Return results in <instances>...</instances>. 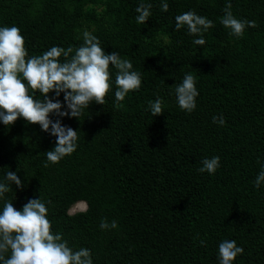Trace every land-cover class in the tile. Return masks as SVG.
I'll use <instances>...</instances> for the list:
<instances>
[{"label":"trees","instance_id":"trees-1","mask_svg":"<svg viewBox=\"0 0 264 264\" xmlns=\"http://www.w3.org/2000/svg\"><path fill=\"white\" fill-rule=\"evenodd\" d=\"M163 2L0 0V27H19L29 57L53 46L78 48L88 31L142 78L117 108L110 66L104 105L91 103L79 119L50 115L78 132L76 151L58 164L46 159L56 145L50 132L23 118L0 122V183L10 188L0 212L5 201L18 211L30 199L51 201L52 231L74 251L89 249L93 264H219L224 240L244 249L233 264H264V184L253 183L264 166V0H166L167 12ZM140 3L152 5L145 24L135 19ZM228 3L237 19L257 24L243 38L220 23ZM187 11L213 21L203 46L186 27L175 28V17ZM186 73L199 92L191 113L175 94ZM158 97L164 113L153 117L148 102ZM49 98L67 110L63 93ZM216 156L214 175L198 171ZM8 171L22 190L6 180ZM79 201L86 208L71 213ZM104 218L118 227L101 229Z\"/></svg>","mask_w":264,"mask_h":264},{"label":"clouds","instance_id":"clouds-1","mask_svg":"<svg viewBox=\"0 0 264 264\" xmlns=\"http://www.w3.org/2000/svg\"><path fill=\"white\" fill-rule=\"evenodd\" d=\"M151 7V4L140 3L135 8L137 24H145L149 20ZM161 8L168 11L166 0ZM231 9V3L226 4L224 15L220 18L230 36L240 39L246 27H257L255 21L237 19ZM213 26V21L197 15L195 11L175 17V28L186 27L189 35L200 37L193 40L199 46L205 44L203 34ZM110 66L116 69L114 106L120 108L130 92L141 88V74L134 71L131 61L122 59L118 52L107 54L96 36L84 31L83 44L78 48L53 46L39 56L29 57L19 27H0V122L9 126L18 118H23L27 124H38L44 132H50L56 137V145L46 152V159L51 164H58L76 151L78 132L63 126L60 119L53 121L50 115L79 119L91 103L104 105L112 89ZM52 92L56 97L64 94L67 110H61L63 105L58 99L54 102L49 98ZM37 93L43 97L42 100L35 98ZM175 94L179 108L186 113L193 112L199 96L195 77L186 73L182 82L175 85ZM148 110L153 117L162 115L161 99L158 97L154 102L149 101ZM213 123L223 126L225 120L222 116H214ZM201 163L199 172L214 175L220 167V158H205ZM6 180L11 184L14 182L21 190L24 188L14 172L8 171ZM253 183L256 189L264 184V166ZM9 190L7 184L0 183V199ZM46 203L51 201L44 202L40 197L30 199L18 211L12 201H5L0 212V264H93L89 249L74 251L62 234L52 231ZM100 227L103 230L115 229L118 224L115 220L109 224L104 218ZM200 243L204 245L205 241ZM243 252L244 249L237 246L235 240H224L218 247L219 264H233Z\"/></svg>","mask_w":264,"mask_h":264},{"label":"rangeland","instance_id":"rangeland-1","mask_svg":"<svg viewBox=\"0 0 264 264\" xmlns=\"http://www.w3.org/2000/svg\"><path fill=\"white\" fill-rule=\"evenodd\" d=\"M81 203V204H80ZM83 203V204H82ZM82 205V206H81ZM86 207V203L83 202V201H79V202H76L71 208H70V212L71 213H74L76 211H79V210H83L85 209Z\"/></svg>","mask_w":264,"mask_h":264},{"label":"bare ground","instance_id":"bare-ground-1","mask_svg":"<svg viewBox=\"0 0 264 264\" xmlns=\"http://www.w3.org/2000/svg\"><path fill=\"white\" fill-rule=\"evenodd\" d=\"M84 202V201H83ZM81 204V203H80ZM83 204V203H82ZM82 206V205H81Z\"/></svg>","mask_w":264,"mask_h":264}]
</instances>
